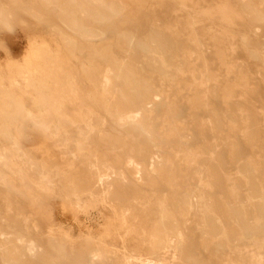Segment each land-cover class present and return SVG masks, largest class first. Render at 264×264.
Masks as SVG:
<instances>
[{
	"label": "rangeland",
	"instance_id": "rangeland-1",
	"mask_svg": "<svg viewBox=\"0 0 264 264\" xmlns=\"http://www.w3.org/2000/svg\"><path fill=\"white\" fill-rule=\"evenodd\" d=\"M54 42L38 105L26 55ZM263 206L264 0H0V264H256L234 211Z\"/></svg>",
	"mask_w": 264,
	"mask_h": 264
},
{
	"label": "bare ground",
	"instance_id": "bare-ground-1",
	"mask_svg": "<svg viewBox=\"0 0 264 264\" xmlns=\"http://www.w3.org/2000/svg\"><path fill=\"white\" fill-rule=\"evenodd\" d=\"M41 2L42 5H47L55 0H39ZM92 2V1H91ZM96 2H99L101 5L103 3V0H96ZM102 9V8H101ZM110 9V8H109ZM64 10V9H63ZM112 10V9H111ZM101 11V10H100ZM72 14V13H71ZM108 15V14H106ZM67 16V15H66ZM65 17V16H64ZM104 15L103 14H97L94 15L92 18L93 20H97L96 22H98V20H102L104 19ZM108 17V16H107ZM63 18V17H62ZM61 19V18H60ZM72 19V18H71ZM77 20V18H75ZM62 20V19H61ZM62 22V21H61ZM71 27H75L76 22L74 21V19L70 20L68 22ZM78 23V22H77ZM69 26V27H70ZM72 28V29H73ZM84 34L86 35H93L92 31H86ZM133 37V36H132ZM131 36L127 39L128 44L131 43V40L133 39ZM119 41V40H118ZM154 43V41H153ZM53 47H49L48 45H42V46H36V45H32L31 50L29 52V54L27 55L26 59H25V66H24V71L25 73L29 76V74H32L34 76L38 75V94L36 96V103L38 105H44L47 104L49 102L50 98V94L54 93V94H59L61 87H60V83H59V74L61 73V71L63 70L62 65L66 64L68 61V57L71 55V51L70 48L67 46V44L65 45H61L60 43H53ZM144 44V43H143ZM142 47H144L142 45ZM147 47V46H146ZM103 48V47H102ZM105 48L101 49L100 51V58H103V56H107V50H104ZM96 54H98L96 51H94ZM94 52H90V55L94 54ZM167 60V59H166ZM105 61V60H104ZM65 72V71H64ZM20 72L18 71V69L15 66V63L13 61L8 62L7 64V77L11 80L10 84L12 83L13 85H15L17 83V81L20 78ZM25 83L28 84L29 83V77H25ZM9 80V81H10ZM52 81L53 85L50 87L48 85V81ZM68 81V78L67 80ZM68 83V82H67ZM69 84V83H68ZM22 85V84H21ZM51 85V84H50ZM16 86V85H15ZM20 86V85H19ZM63 88V87H62ZM30 89V88H29ZM66 89V88H65ZM10 90V89H9ZM17 90V89H16ZM42 91H45L46 93H42ZM63 91V90H62ZM30 92V91H29ZM20 94V92H19ZM107 90H105L103 88V92L100 95L99 98V103L100 106L104 109L107 110V101H106V97L107 95ZM4 96L8 97L10 99V104H11V111L12 114H20V108L18 106L17 100L15 99V96L12 95L11 93H6L4 94ZM53 96V95H52ZM6 108V107H5ZM42 109V108H41ZM8 110V108H7ZM4 114V113H3ZM7 116V115H6ZM5 117V116H4ZM132 116H128V115H121V114H116V116H114V120L117 123H123L124 121H131ZM34 129V128H33ZM36 131L38 133L39 130L38 128H36ZM89 170V169H88ZM99 170V169H98ZM100 171V170H99ZM121 177V176H120ZM220 182V181H219ZM41 184V183H40ZM36 185V184H35ZM65 189V188H64ZM183 189V188H182ZM44 191V190H43ZM51 193V192H50ZM49 193V194H50ZM257 193V192H256ZM227 198V197H226ZM229 201V200H228ZM190 205V203H189ZM191 206V205H190ZM217 206V205H216ZM233 206V205H232ZM192 207V206H191ZM214 209V208H213ZM194 210V209H193ZM219 212V210H218ZM260 216L257 221V224H253L255 222H253L252 217L250 215L249 212H238V211H234L235 214V222L237 223L239 229L242 231V233L245 236H248L252 233H258L260 232L261 234L264 235V206L261 208V210L259 211ZM222 214V213H221ZM197 216V215H196ZM229 217V216H228ZM209 219V218H208ZM126 220V219H125ZM216 220V219H215ZM219 222L217 224H211L210 227V231L212 233H217L218 235H222L223 236V240L224 241H229L231 240L233 242V240L238 239L237 237L235 238L234 233H232V235L227 236L225 231V228H221L222 225H224L226 227L227 223L225 218L220 215L218 217ZM211 221V220H210ZM220 222H222V225H220ZM122 223V222H121ZM228 228V227H227ZM226 228V230H227ZM128 229V228H127ZM234 230V229H233ZM232 230V231H233ZM210 232V233H211ZM126 234V233H125ZM243 235V236H244ZM254 235V234H253ZM258 235V234H256ZM140 236V235H139ZM206 236V235H205ZM129 237V236H128ZM215 237V236H214ZM212 238V237H210ZM253 238V237H252ZM156 239V238H155ZM207 239V238H206ZM248 240V239H247ZM240 241V240H238ZM244 241V240H243ZM144 242V241H143ZM178 242V241H177ZM205 242V241H204ZM142 243V242H141ZM148 243V242H147ZM161 243V242H160ZM207 243L209 244V242L207 241ZM206 243V244H207ZM239 243V242H238ZM244 243V242H243ZM150 244V243H149ZM162 244V243H161ZM160 244V245H161ZM220 244V243H219ZM249 244V243H248ZM180 245V244H179ZM153 246V245H152ZM162 246V245H161ZM223 246H225V244H223ZM236 246V245H235ZM157 248V247H156ZM164 249V248H163ZM161 250V248H160ZM175 250V249H174ZM87 252V251H86ZM125 252V250H124ZM143 252V250H142ZM87 255V254H86ZM95 255V254H94ZM174 255V254H173ZM125 258V255H123ZM143 256V255H142ZM130 259V258H129ZM140 259V258H139ZM238 259V258H237ZM144 260V259H143ZM140 261V260H139ZM147 262V261H146ZM222 262V261H221ZM238 262V261H237ZM256 264H264V257L260 256L258 259V262Z\"/></svg>",
	"mask_w": 264,
	"mask_h": 264
},
{
	"label": "crops",
	"instance_id": "crops-1",
	"mask_svg": "<svg viewBox=\"0 0 264 264\" xmlns=\"http://www.w3.org/2000/svg\"><path fill=\"white\" fill-rule=\"evenodd\" d=\"M30 50H31V48H30ZM30 50H29V52H30ZM29 52H28V54H29ZM28 54H27V55H28ZM27 55H26V56H27Z\"/></svg>",
	"mask_w": 264,
	"mask_h": 264
}]
</instances>
